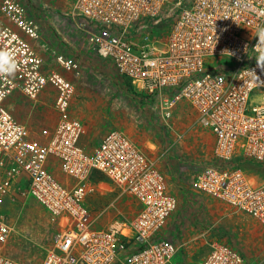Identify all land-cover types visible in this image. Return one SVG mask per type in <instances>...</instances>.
<instances>
[{
	"label": "built area",
	"instance_id": "obj_1",
	"mask_svg": "<svg viewBox=\"0 0 264 264\" xmlns=\"http://www.w3.org/2000/svg\"><path fill=\"white\" fill-rule=\"evenodd\" d=\"M71 14L82 20L91 49L137 94L159 101L166 116L178 103L190 105L212 134L215 160L194 169V189L264 227V72L256 62L264 0H71ZM32 41L39 32L24 6L2 0L0 53L17 67L0 75V264H26L8 256L6 244L14 231L7 205L27 200L63 226L39 264H179V246L161 234L177 206L165 175L119 129L92 149L83 145L86 127L69 114L75 87L45 72ZM52 57L79 75V62L55 51ZM47 86L56 91L58 120L33 133L7 101L16 92L36 99ZM55 169L69 181L59 182ZM97 176L135 201L131 219L94 227L88 200L103 182ZM200 264H242V257L211 241Z\"/></svg>",
	"mask_w": 264,
	"mask_h": 264
},
{
	"label": "rangeland",
	"instance_id": "obj_2",
	"mask_svg": "<svg viewBox=\"0 0 264 264\" xmlns=\"http://www.w3.org/2000/svg\"><path fill=\"white\" fill-rule=\"evenodd\" d=\"M18 1L38 28L39 41L32 44L45 61V72H59L75 87L69 114L86 127L83 145L92 149L108 131L119 129L165 175L177 206L161 234L179 246V264H200L211 241L235 248L242 264H264V227L193 187L194 169L215 160L212 134L200 126L190 105L178 103L166 116L159 101L137 94L110 60L91 49L88 34L78 27L82 20L71 14V0ZM53 51L79 62V75L63 70L52 57ZM55 97L56 91L47 86L36 99L16 92L7 105L19 122L38 133L58 120ZM53 172L59 182L69 181L58 169ZM98 180L103 182L94 186L88 200L94 227L106 228L117 216L131 219L135 201L103 177H95ZM7 206L14 231L6 254L26 264H39L63 226L33 200Z\"/></svg>",
	"mask_w": 264,
	"mask_h": 264
},
{
	"label": "clouds",
	"instance_id": "obj_3",
	"mask_svg": "<svg viewBox=\"0 0 264 264\" xmlns=\"http://www.w3.org/2000/svg\"><path fill=\"white\" fill-rule=\"evenodd\" d=\"M259 42L256 45V48L259 52L258 57H256L257 67L264 72V31H261L258 35ZM235 55V53H232ZM16 62L7 54L0 53V75L2 74H11L16 70ZM248 75L255 82H260L259 76L256 74L255 69L248 70Z\"/></svg>",
	"mask_w": 264,
	"mask_h": 264
},
{
	"label": "trees",
	"instance_id": "obj_4",
	"mask_svg": "<svg viewBox=\"0 0 264 264\" xmlns=\"http://www.w3.org/2000/svg\"><path fill=\"white\" fill-rule=\"evenodd\" d=\"M102 177V176H101ZM104 178V177H103Z\"/></svg>",
	"mask_w": 264,
	"mask_h": 264
}]
</instances>
